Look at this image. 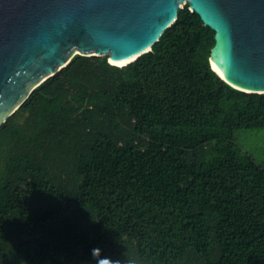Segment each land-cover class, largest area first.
Segmentation results:
<instances>
[{
  "label": "trees",
  "instance_id": "1",
  "mask_svg": "<svg viewBox=\"0 0 264 264\" xmlns=\"http://www.w3.org/2000/svg\"><path fill=\"white\" fill-rule=\"evenodd\" d=\"M188 5L124 67L75 56L0 127V264H264V95Z\"/></svg>",
  "mask_w": 264,
  "mask_h": 264
},
{
  "label": "water",
  "instance_id": "2",
  "mask_svg": "<svg viewBox=\"0 0 264 264\" xmlns=\"http://www.w3.org/2000/svg\"><path fill=\"white\" fill-rule=\"evenodd\" d=\"M186 5L214 33L212 70L264 95V0H0V127L77 55L135 62Z\"/></svg>",
  "mask_w": 264,
  "mask_h": 264
},
{
  "label": "rangeland",
  "instance_id": "3",
  "mask_svg": "<svg viewBox=\"0 0 264 264\" xmlns=\"http://www.w3.org/2000/svg\"><path fill=\"white\" fill-rule=\"evenodd\" d=\"M235 135L240 146L246 147L255 154H260L264 161V130H240Z\"/></svg>",
  "mask_w": 264,
  "mask_h": 264
},
{
  "label": "bare ground",
  "instance_id": "4",
  "mask_svg": "<svg viewBox=\"0 0 264 264\" xmlns=\"http://www.w3.org/2000/svg\"><path fill=\"white\" fill-rule=\"evenodd\" d=\"M131 60H133V58L129 59V60L121 61V62H111V64L112 65H116V66H122V65L126 64L127 62H129Z\"/></svg>",
  "mask_w": 264,
  "mask_h": 264
}]
</instances>
